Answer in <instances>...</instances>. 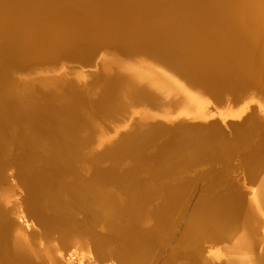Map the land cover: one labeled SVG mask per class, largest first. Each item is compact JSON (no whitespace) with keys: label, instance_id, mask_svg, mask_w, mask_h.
<instances>
[{"label":"water","instance_id":"obj_1","mask_svg":"<svg viewBox=\"0 0 264 264\" xmlns=\"http://www.w3.org/2000/svg\"><path fill=\"white\" fill-rule=\"evenodd\" d=\"M81 12L78 18L50 19L33 34L38 42L26 54L32 58L26 72L38 74L32 79L37 83L33 100L39 109L48 112L52 99L58 100L54 104L58 110L74 104L85 125L93 124L94 133L101 130L107 134L103 145L98 146L94 139L83 150V160L73 164L76 179L63 177L65 183L85 188L92 186L95 172L118 180L99 186L114 203L103 204L87 196L82 205H72V220L85 231L93 259L101 264H147L152 257L140 253L136 232L148 212L171 204V215L182 220L174 230L167 228L174 240L151 264H162L189 219L206 221L205 208H214L209 215L218 221L228 219V225L220 228L216 223L199 243L206 258L203 264H230L226 259H212L208 253L231 243L226 234L218 236L216 232L235 222L230 216L236 207L243 215L248 188L263 177L264 116L258 103L252 104L242 119L226 123L218 118L170 121L160 116L161 107L153 106L152 102L159 105L161 98L149 85L134 79L127 62L148 59L211 97V110L236 109L250 98L264 101V32L250 45L221 43L226 30L222 27L212 28L211 38L199 43L150 45L142 42L146 34L123 27L124 21L114 16H121L119 9L115 13L106 9ZM17 71L12 79H20ZM40 71L46 72L42 75ZM40 75L54 79L57 85L41 87ZM136 110L144 112L136 115ZM37 136L40 141L49 138L43 132ZM8 162L0 184L14 190L16 201L0 209L12 214V207L19 204L26 225L40 237L60 214L41 197L46 191L41 182L48 176L46 168H32V159L30 162L20 146ZM261 190L260 186L259 203ZM62 198L64 202L67 199ZM132 202L140 205L141 211L123 208ZM180 258L183 264H201L186 255Z\"/></svg>","mask_w":264,"mask_h":264},{"label":"bare ground","instance_id":"obj_2","mask_svg":"<svg viewBox=\"0 0 264 264\" xmlns=\"http://www.w3.org/2000/svg\"><path fill=\"white\" fill-rule=\"evenodd\" d=\"M47 3L43 4L41 0H0V183L4 181L2 175L13 150L20 146L30 162L32 159V168L36 165L46 168L48 176L41 179L46 191L41 197L60 214L51 220L48 232L37 237L26 225L19 204L12 207V214L0 209V264H101L99 259L92 257L85 231L72 220V205H82V199L87 196L103 204L114 203L110 195L100 192L99 186L106 181L118 180L113 175L95 172L92 186L85 188L83 185L71 186L63 181V177L76 179L78 174L73 164L83 160V150L94 139H97L98 146L103 145L107 134L101 130L94 133L93 124L85 125L80 118V108L74 104L58 110L54 107L57 101H54L48 112L38 108L33 100L37 83L32 79L38 74L26 72L32 61L26 54L32 52L38 42L33 34L50 19L78 18L81 11L106 9L115 13L119 9L121 16H114L124 21L123 27L129 31L146 34L142 39L144 44L199 43L211 38L212 28L222 27L226 30L222 31L221 43L250 45L264 32V0H54ZM15 6L19 8L18 13L13 12ZM205 11L209 13L203 14ZM127 63L134 79L149 85L161 98L160 104L152 102L153 106L161 107L160 116L170 121L218 118L226 123L230 119H242L255 102L264 116V101L259 99L250 98L236 109L226 107L213 111L211 97L162 66L142 58ZM15 70L21 73L18 75L20 79H12ZM44 76L40 75L42 79H38L41 87L55 86L54 79H43ZM182 93L183 100L180 101ZM142 112L144 110H136L134 114ZM53 115L62 122L61 127H53ZM39 132L45 133L48 140L37 139ZM67 155L75 158L67 159ZM260 186L263 193L260 192L262 201L259 203ZM250 187L252 191L244 202L243 215L236 207L230 216L236 219L235 222L216 232L218 236L226 234L231 243L212 248L208 253L212 259H226L230 264H264V174L259 183H252ZM63 196L67 198L65 202ZM13 198L14 190L0 184V206L11 207L16 201ZM167 205L173 209L171 204ZM123 208L138 213L142 207L132 202ZM213 209H204L206 221L191 218L186 222L185 232L162 264H181L180 257L187 254L201 264L206 261L199 243L206 239L216 223L220 228L228 225V219L218 221L209 215ZM152 211L158 214L157 221H153L148 212L135 237L142 245V256L152 257L147 264L166 251L174 240L167 228L174 230L181 221L163 208ZM53 234L58 237L52 238ZM258 249L262 251L259 253Z\"/></svg>","mask_w":264,"mask_h":264},{"label":"rangeland","instance_id":"obj_3","mask_svg":"<svg viewBox=\"0 0 264 264\" xmlns=\"http://www.w3.org/2000/svg\"><path fill=\"white\" fill-rule=\"evenodd\" d=\"M50 2V1H54V0H41V2H43V4H46L47 2ZM48 4V3H47ZM78 7H79V5H78ZM18 11H19V8H17L16 6H15V9H14V11L13 12H16V13H18ZM206 13H209L208 11L206 12H204L203 14H206ZM1 39V38H0ZM183 93L180 95V101L181 100H183ZM56 101V100H55ZM58 101V100H57ZM178 101V100H177ZM54 102V99H52V101H50L49 102V106L52 104ZM51 117V116H50ZM50 117L48 118V120L50 119ZM54 122V123H53ZM51 123H52V125H53V127L54 126H59V127H61L62 126V122L60 121V120H57V117L56 116H52L51 117ZM73 145V144H72ZM67 159H69V158H71L70 160H73V158H75V156H69V155H67V157H66ZM249 188H251V187H249ZM248 188V193H250L252 190L251 189H249ZM13 199H15V198H13ZM167 206V207H166ZM165 207H163V209H164V211L166 212V213H168V214H170V213H172L174 210L172 209V208H170V207H168V205H166ZM154 212L153 211H150V215H151V217H152V220L153 221H157L156 219H157V217L156 216H158V214H153ZM157 213H158V211H157ZM176 218H177V216H176ZM180 220H182V219H180ZM179 223H181V221L179 222ZM186 257H189L190 259H192V261H194V259L191 257V256H189L188 254L186 255ZM188 258V259H189ZM180 259H182V258H180ZM179 259V260H180ZM189 259V260H190ZM153 261V260H152ZM181 261V264H183V262H182V260H180Z\"/></svg>","mask_w":264,"mask_h":264}]
</instances>
